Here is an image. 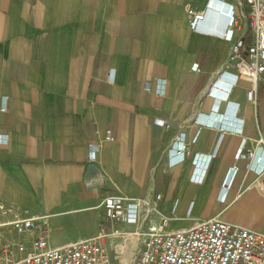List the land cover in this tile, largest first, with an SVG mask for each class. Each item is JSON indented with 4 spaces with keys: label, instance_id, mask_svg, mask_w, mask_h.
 <instances>
[{
    "label": "crops",
    "instance_id": "1",
    "mask_svg": "<svg viewBox=\"0 0 264 264\" xmlns=\"http://www.w3.org/2000/svg\"><path fill=\"white\" fill-rule=\"evenodd\" d=\"M205 2L0 0L5 237L10 222L29 215L50 245L95 235L101 223L109 228L101 200L119 192L153 200L169 229L219 217L264 232L258 163L247 168L235 156L241 141L253 149L262 138L264 148V74L249 101L251 82L234 81L227 65L231 42L209 32L222 30L223 18L208 9L201 31L188 25L187 7ZM229 121L240 130L225 128ZM106 129L113 140H100ZM177 139L189 150L179 162L169 151ZM120 242L105 239L109 264L118 249L136 250Z\"/></svg>",
    "mask_w": 264,
    "mask_h": 264
},
{
    "label": "built area",
    "instance_id": "2",
    "mask_svg": "<svg viewBox=\"0 0 264 264\" xmlns=\"http://www.w3.org/2000/svg\"><path fill=\"white\" fill-rule=\"evenodd\" d=\"M211 1L215 4L210 7ZM212 9L223 18L220 31H209L230 41L227 65L234 68V81L251 82L246 91L249 101L256 99V82L264 74V0H206L202 9L188 6V25L193 31H201V24ZM244 19L249 32L235 36L239 20ZM199 71V67H195ZM224 96V95H223ZM5 110V102L0 107ZM235 117V115H233ZM212 116L209 124L217 123ZM225 128L240 130V127ZM219 127L220 131L225 129ZM114 137L106 129L100 140L111 141ZM177 141V142H176ZM174 141L169 149L175 162L188 153V144L181 139ZM258 139L256 147H244L241 141L235 156L248 159L247 168H253L250 160L258 163L256 184L264 192V148ZM90 155L97 145L89 142ZM262 154L257 156L256 151ZM237 166L231 167L234 172ZM198 170H201L200 168ZM156 193L154 200L160 198ZM104 223L92 236L79 238L61 245H50L45 229L36 221L38 215L18 217L9 224V236L0 230V264H109L105 239L121 238L120 243L134 241L137 254L133 264H264V232L238 225L219 217L197 220L188 227L168 228L170 217L162 213L153 200L146 197L111 193L103 197ZM157 219H156V218ZM138 245V246H137ZM121 246V247H122ZM124 264V263H123Z\"/></svg>",
    "mask_w": 264,
    "mask_h": 264
},
{
    "label": "rangeland",
    "instance_id": "3",
    "mask_svg": "<svg viewBox=\"0 0 264 264\" xmlns=\"http://www.w3.org/2000/svg\"><path fill=\"white\" fill-rule=\"evenodd\" d=\"M132 254L129 255V252L126 253L125 250L118 249V253L116 255V261H115V263L116 264H123V263H125V264H133V260H134L136 254H137V251L134 250Z\"/></svg>",
    "mask_w": 264,
    "mask_h": 264
},
{
    "label": "water",
    "instance_id": "4",
    "mask_svg": "<svg viewBox=\"0 0 264 264\" xmlns=\"http://www.w3.org/2000/svg\"><path fill=\"white\" fill-rule=\"evenodd\" d=\"M87 171H88V173L89 174H91V176H95V174L97 173V170H96V168H95V166L93 165V164H88L87 165Z\"/></svg>",
    "mask_w": 264,
    "mask_h": 264
},
{
    "label": "trees",
    "instance_id": "5",
    "mask_svg": "<svg viewBox=\"0 0 264 264\" xmlns=\"http://www.w3.org/2000/svg\"><path fill=\"white\" fill-rule=\"evenodd\" d=\"M245 39H246V40L248 39V36H247V35L245 36Z\"/></svg>",
    "mask_w": 264,
    "mask_h": 264
}]
</instances>
